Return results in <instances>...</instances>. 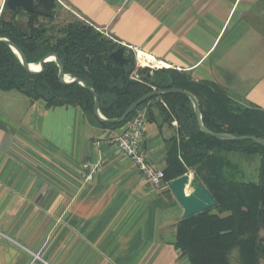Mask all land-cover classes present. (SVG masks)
Listing matches in <instances>:
<instances>
[{
    "label": "crops",
    "instance_id": "0c3cea01",
    "mask_svg": "<svg viewBox=\"0 0 264 264\" xmlns=\"http://www.w3.org/2000/svg\"><path fill=\"white\" fill-rule=\"evenodd\" d=\"M62 1L159 68L217 83L235 104L264 114V0ZM0 91V264H190L174 246L178 200L120 153V128L102 127L79 106ZM153 111L142 149L164 169L176 122ZM228 158L241 169L246 162L237 152ZM87 162L99 165L89 181Z\"/></svg>",
    "mask_w": 264,
    "mask_h": 264
},
{
    "label": "trees",
    "instance_id": "16d2710c",
    "mask_svg": "<svg viewBox=\"0 0 264 264\" xmlns=\"http://www.w3.org/2000/svg\"><path fill=\"white\" fill-rule=\"evenodd\" d=\"M9 13V20L0 19V37L14 42L28 63L37 64L44 55L57 54L68 77L81 78L95 90L105 118L120 117L131 102L152 90L179 88L195 95L202 123L211 131L264 140V131L244 123L253 114H264L235 104L217 83H196L172 69L138 67L134 52L84 18L53 25L54 16L20 17V10ZM118 47L129 54L123 66L110 57ZM57 75L54 61L46 62L39 73L27 72L17 55L0 42L2 91L17 90L32 101L42 99L48 107L79 106L107 128H120L142 110L149 120H156L154 109L162 121H175L176 134L168 140L162 181L169 183L192 171L190 185L205 186L215 201L212 208L179 220L175 248L190 264H264V146L251 140H219L203 133L190 99L175 92L146 99L121 123L100 122L93 114V95L79 83H60ZM229 152L248 159L261 155L258 183L245 179L241 167L228 158Z\"/></svg>",
    "mask_w": 264,
    "mask_h": 264
},
{
    "label": "water",
    "instance_id": "95a60500",
    "mask_svg": "<svg viewBox=\"0 0 264 264\" xmlns=\"http://www.w3.org/2000/svg\"><path fill=\"white\" fill-rule=\"evenodd\" d=\"M3 9L8 12H15L18 9H21L27 14H36L41 17H53L55 11V1L54 0H5ZM0 42L7 45L18 57L23 68L32 74L39 73L44 64L48 61H54L58 67V80L64 85L71 83H79L82 87L88 90L94 99L93 103V114L100 122L106 123H121L123 122L129 114L143 101L146 99L155 96L162 95L166 93H181L187 96L194 110L195 118L199 129L214 138L219 140H251L259 145L264 146V140L262 138L256 137L254 135H242L235 136L226 132H214L205 127L202 123L199 102L195 95L190 91L179 89V88H169V89H158L152 90L151 92L142 95L138 99L131 102L123 114L118 118H105L101 115L99 111V101L97 93L94 89L89 87L87 83L81 78H70L64 73V67L61 60L58 58L55 53H48L40 58L37 64L28 63L22 50L12 41L5 37H0ZM128 52L125 51L123 47H118L110 53L112 60L119 66H123L128 63L129 57ZM31 65H35L36 68H31ZM146 75H149V72H145ZM191 184V175L185 173L169 182V187L172 190L175 198L178 200L182 208V218H187L202 211H205L209 208H212L215 205V201L212 196L209 194L205 186L198 184L196 186H190Z\"/></svg>",
    "mask_w": 264,
    "mask_h": 264
},
{
    "label": "built area",
    "instance_id": "2783aa9c",
    "mask_svg": "<svg viewBox=\"0 0 264 264\" xmlns=\"http://www.w3.org/2000/svg\"><path fill=\"white\" fill-rule=\"evenodd\" d=\"M55 3H58L64 6L62 0H54ZM101 32H103L100 28ZM138 53H135V57L140 66H147L150 68H154L157 66H153L151 64L144 65L138 59ZM134 77H137V74H134ZM145 113L144 111L138 112L134 115L130 120H128L122 127L118 134L115 136L114 141L115 144L125 157L132 161L135 167L142 174L143 178L153 187H159L162 184L163 180V169L152 168L148 162L147 157L142 149V140L145 129ZM83 168L86 169V174L84 178L86 181H89L93 178V175L97 171L98 164L84 163Z\"/></svg>",
    "mask_w": 264,
    "mask_h": 264
},
{
    "label": "rangeland",
    "instance_id": "374dc122",
    "mask_svg": "<svg viewBox=\"0 0 264 264\" xmlns=\"http://www.w3.org/2000/svg\"><path fill=\"white\" fill-rule=\"evenodd\" d=\"M19 16L23 17L24 14L20 13ZM53 16H54V19L52 21L53 25H62V24H65L66 22H68L72 19H75V18L79 19V17H77L76 15L71 13L69 10H67V8H65V6H62L58 3H55V11H54ZM0 19L9 20L10 19V13L8 11L3 10V8H1ZM39 20L44 21V19H39ZM19 25L22 26V23L19 22ZM135 61H136V66L141 67V68H149L151 71L159 68V67L150 68L147 66H140L138 64L136 57H135ZM0 94H3V93L0 91ZM11 94H13V96L14 95L18 96V94H20V93L17 90H12ZM244 106L245 105H243L242 107H244ZM250 109H252V108H250ZM244 123H247L248 125L253 126L260 131H264V117L260 114H253L249 119L244 120ZM260 157H261V155L258 153L252 159H248L247 157H245L246 162H245L244 166H242L243 167L242 171L244 173V177L246 180L254 182V183L259 182ZM188 174H190L192 176L193 172L189 171Z\"/></svg>",
    "mask_w": 264,
    "mask_h": 264
},
{
    "label": "bare ground",
    "instance_id": "6f19581e",
    "mask_svg": "<svg viewBox=\"0 0 264 264\" xmlns=\"http://www.w3.org/2000/svg\"><path fill=\"white\" fill-rule=\"evenodd\" d=\"M138 59L140 62H142V64L144 65H148V64H151L153 66H160V63L157 62L154 58H152L151 56L145 54V53H142V52H139L138 53ZM31 68H36L35 65H31L30 66Z\"/></svg>",
    "mask_w": 264,
    "mask_h": 264
},
{
    "label": "flooded vegetation",
    "instance_id": "af4514ba",
    "mask_svg": "<svg viewBox=\"0 0 264 264\" xmlns=\"http://www.w3.org/2000/svg\"><path fill=\"white\" fill-rule=\"evenodd\" d=\"M18 10H20V13H22V14H27V13L23 12L21 9H18Z\"/></svg>",
    "mask_w": 264,
    "mask_h": 264
}]
</instances>
